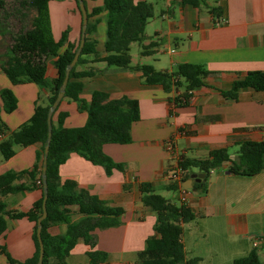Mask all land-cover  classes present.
I'll return each mask as SVG.
<instances>
[{"label":"crops","instance_id":"obj_1","mask_svg":"<svg viewBox=\"0 0 264 264\" xmlns=\"http://www.w3.org/2000/svg\"><path fill=\"white\" fill-rule=\"evenodd\" d=\"M103 1L84 0L88 14ZM147 1L154 3L155 15L139 44L141 50L143 44H157L146 54L140 52L141 57L134 62L131 43L132 64L173 70L180 63L191 62L201 64L209 73L205 85L190 91L188 101L177 104L174 98L185 93L184 86L167 90L162 84L146 83L141 71L107 66L104 61L91 62L106 54V11L89 17L86 36L97 40V52L86 55L90 62L78 68L93 67L97 73L79 79L80 99L89 103L98 90L107 92L111 99L126 96L137 102L140 115L131 126L130 142L103 144L104 153L122 169L114 167L108 173L103 164L77 151H70L58 167L63 179L73 178L107 203L124 208L117 225L96 231L95 248L108 253L101 264H141L138 252L155 235L156 220L155 213L142 201V182L152 183L157 192L169 190L167 185L174 182L171 175L181 158H205L210 151L225 147L236 159L240 142L264 139V91L241 88L236 99L222 93L247 72L264 71V0H208L198 7L181 0ZM48 7L54 39L59 40L68 30V41L79 43L83 17L78 0H48ZM65 48L66 44L59 52ZM54 59L52 55L48 60V79L56 75ZM5 87L11 88L18 100L17 107L6 112L0 95V117L11 129L32 116L38 99L46 100L50 95L48 88L35 82L12 83L0 64V91ZM61 114L64 119L59 123ZM87 118L80 101L67 97L52 116L53 124L63 127L81 126ZM40 148V143L16 146V153L8 159L0 151V174L31 170ZM230 164L225 162L205 173L201 181L192 182L193 188L177 190L176 201L185 203L196 215L184 224L187 255L199 257V264H227L256 248L264 264V169L255 175L236 174L229 170ZM194 172L203 171L193 167L190 176ZM32 182L31 175L24 173L13 184ZM37 182L30 189L7 194V209H31L43 196ZM6 218L7 230L0 236V264H8L5 251L16 260L32 257L35 223L27 217ZM66 228V224H52L48 231L58 234ZM256 238L259 242L254 245ZM89 249L90 245L79 239L68 263L89 264Z\"/></svg>","mask_w":264,"mask_h":264},{"label":"trees","instance_id":"obj_2","mask_svg":"<svg viewBox=\"0 0 264 264\" xmlns=\"http://www.w3.org/2000/svg\"><path fill=\"white\" fill-rule=\"evenodd\" d=\"M208 0H181L184 4L200 6ZM217 8H211L216 11ZM106 11V54L91 62L104 61L107 66L141 71L148 84H162L169 90L172 86L185 87V93L174 98L177 104L188 101L190 91L205 85L209 73L201 64L184 62L173 70H158L152 64H132L131 43L144 39L148 21L155 15L154 3L147 0H104L103 5L94 8L89 17ZM88 28L87 33H89ZM0 64L3 72L12 83L35 82L50 90L46 100L38 99L32 116L11 129L0 117V151L5 159L16 153V146L40 143L37 163L31 170L17 172L8 170L0 174V236L7 230V218L27 217L35 223V253L25 260L12 258L5 248L8 264H38L40 244L37 237V220L42 213L43 196L35 201L28 211L7 209L4 197L9 193L30 189L41 180L44 146L48 137V109L57 96L65 77L68 63L74 57L79 43L68 41V30L59 40L52 35L48 0H0ZM66 44V48H60ZM97 40L86 36L79 59L70 73L66 87L67 98L80 101L86 109L88 118L85 124L76 127H63L53 124L50 141L47 181V217L42 221V240L44 243L43 264H69L71 249L79 239L90 245L87 251L89 264H101L108 259V253L95 248L98 240L96 231L115 226L119 223L124 208L111 205L97 194L81 187L73 178L63 179L59 165L64 162L70 151H77L94 163H101L108 173L116 167L122 169L103 151V144L109 142L128 143L132 140L131 126L139 119V107L134 99L123 96L111 99L105 91H94L89 103L80 99L81 78L97 73L93 67L79 69L81 64L90 62L85 56L97 52ZM156 41L142 45V54L156 45ZM55 56L53 65L56 75L48 79L46 75L48 60ZM241 88L264 91V71L252 70L243 78L236 79L231 88L222 90L223 95L233 99L238 97ZM3 109L12 112L17 107V96L11 88L0 91ZM64 115H59L62 123ZM230 161L229 170L236 174L255 175L264 169V139L245 140L239 143L237 158L233 159L227 148L210 151L205 158H181L179 166L185 170L183 180L190 176L191 169L197 167L208 175L211 170ZM31 175V184H13L22 174ZM38 175V176H37ZM206 179V178H205ZM167 185L169 190L182 189L179 181ZM142 201L155 213V235L147 239V245L138 252L141 264H199V257H189L183 241L184 224L195 219L196 215L185 203H178L156 191L150 182L140 184ZM73 207L75 209H73ZM78 215V217H76ZM52 224H66V231L52 234L48 227ZM227 264H263L257 249L246 255L234 258Z\"/></svg>","mask_w":264,"mask_h":264},{"label":"water","instance_id":"obj_3","mask_svg":"<svg viewBox=\"0 0 264 264\" xmlns=\"http://www.w3.org/2000/svg\"><path fill=\"white\" fill-rule=\"evenodd\" d=\"M78 4H79V8H80L81 13H82V17H83L80 42H79V45L75 51L74 57L72 58V60L68 63V65L66 67L65 77L62 81V84L59 87L57 96L48 109V118H47V120H48V137H47V140H46V143L44 146V153H43V159H42V173H41V179H42V184H43V194H44L43 205H42L43 210H42V213L40 214V216L38 217V220H37V237H38L39 244H40L38 264H43V258H44V252H45L41 232H42V221L47 217V214H48V211H47V198H48L47 166H48V155H49L50 141L52 138V127H53L52 116H53L54 111L57 109L59 103L61 102V100L65 96L66 87H67V84H68L69 79H70L71 70L75 66V64L77 63L79 56L81 54V51L83 49V46L85 44V41H86V31H87L88 19H89L88 11H87L84 0H78ZM204 177H205V172H194L191 174V176L189 178H187L186 180H184L182 182V185L185 188H193L192 182L193 181L199 182Z\"/></svg>","mask_w":264,"mask_h":264},{"label":"rangeland","instance_id":"obj_4","mask_svg":"<svg viewBox=\"0 0 264 264\" xmlns=\"http://www.w3.org/2000/svg\"><path fill=\"white\" fill-rule=\"evenodd\" d=\"M140 52H141V47L139 42L138 41L133 42L131 45V54L133 56L134 62H136L139 59V57H141ZM147 61H151V60H147ZM159 192L167 198H170L174 201L177 200V194H178L177 190L174 191V190L162 189ZM76 217H78V215Z\"/></svg>","mask_w":264,"mask_h":264},{"label":"built area","instance_id":"obj_5","mask_svg":"<svg viewBox=\"0 0 264 264\" xmlns=\"http://www.w3.org/2000/svg\"><path fill=\"white\" fill-rule=\"evenodd\" d=\"M184 174H185V170L182 169L180 166H178L173 172H172V175H171V179L172 180H175V181H179L181 184H182V180H183V177H184ZM40 182V181H39ZM182 188H185L183 187L182 185ZM259 242V239L256 238V240L254 241V245H257V243Z\"/></svg>","mask_w":264,"mask_h":264}]
</instances>
